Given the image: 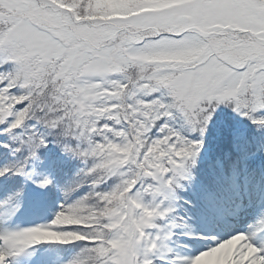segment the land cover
I'll list each match as a JSON object with an SVG mask.
<instances>
[{"label": "snow or ice", "instance_id": "1", "mask_svg": "<svg viewBox=\"0 0 264 264\" xmlns=\"http://www.w3.org/2000/svg\"><path fill=\"white\" fill-rule=\"evenodd\" d=\"M0 264H264V0H0Z\"/></svg>", "mask_w": 264, "mask_h": 264}, {"label": "trees", "instance_id": "2", "mask_svg": "<svg viewBox=\"0 0 264 264\" xmlns=\"http://www.w3.org/2000/svg\"><path fill=\"white\" fill-rule=\"evenodd\" d=\"M74 168H75V165L73 164H69L65 167L64 171L61 172L57 179H58V182L60 183H63L64 181L68 180L71 178L72 176V173L74 171ZM70 222V221H69ZM68 248H71L72 246H67Z\"/></svg>", "mask_w": 264, "mask_h": 264}, {"label": "rangeland", "instance_id": "3", "mask_svg": "<svg viewBox=\"0 0 264 264\" xmlns=\"http://www.w3.org/2000/svg\"><path fill=\"white\" fill-rule=\"evenodd\" d=\"M35 217H32L31 215L21 213L18 215L16 223L21 224L22 226H27Z\"/></svg>", "mask_w": 264, "mask_h": 264}]
</instances>
